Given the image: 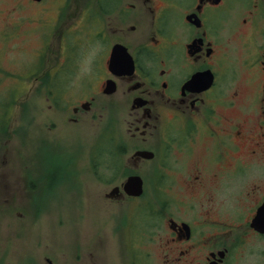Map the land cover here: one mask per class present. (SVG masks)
Masks as SVG:
<instances>
[{"label":"flooded vegetation","instance_id":"af4514ba","mask_svg":"<svg viewBox=\"0 0 264 264\" xmlns=\"http://www.w3.org/2000/svg\"><path fill=\"white\" fill-rule=\"evenodd\" d=\"M6 1L66 23L55 25L61 41L68 30L69 43L95 51L88 91L67 119L94 123L96 114L100 125L106 113L93 148L104 143L125 178L106 197L142 198L144 163L157 199L161 177L171 179L173 197L157 202L163 229L152 233L160 263L264 264V0ZM50 85L42 79L61 114L62 87ZM130 177L140 178L139 195L125 191Z\"/></svg>","mask_w":264,"mask_h":264},{"label":"rangeland","instance_id":"374dc122","mask_svg":"<svg viewBox=\"0 0 264 264\" xmlns=\"http://www.w3.org/2000/svg\"><path fill=\"white\" fill-rule=\"evenodd\" d=\"M15 3L0 0V112L8 107L0 130V264H161L152 233L163 229L165 210L157 202L173 197L171 179L161 177L157 199L153 167L144 163L142 198L131 203L106 197L125 180L113 172L118 157L104 153V143L93 148L106 113L100 125L95 112L94 123L67 119L88 91L95 51L69 43L68 30L61 41L57 21L29 17ZM65 24H58L62 31ZM44 75L47 88L56 82L62 87L68 109L61 114L46 99Z\"/></svg>","mask_w":264,"mask_h":264},{"label":"water","instance_id":"95a60500","mask_svg":"<svg viewBox=\"0 0 264 264\" xmlns=\"http://www.w3.org/2000/svg\"><path fill=\"white\" fill-rule=\"evenodd\" d=\"M125 191L129 195H139L142 191V183L138 177L128 178L127 184L125 185Z\"/></svg>","mask_w":264,"mask_h":264}]
</instances>
